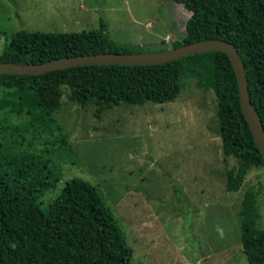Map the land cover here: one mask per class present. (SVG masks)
Here are the masks:
<instances>
[{
    "label": "trees",
    "instance_id": "16d2710c",
    "mask_svg": "<svg viewBox=\"0 0 264 264\" xmlns=\"http://www.w3.org/2000/svg\"><path fill=\"white\" fill-rule=\"evenodd\" d=\"M174 1L193 17L186 25V38L172 47L217 39L235 46L251 104L264 129V0ZM101 53H131L108 37L102 19L98 29L80 33L17 31L0 52V63L40 65ZM188 80L215 95L222 154L237 162L226 172L225 188L236 192L251 169L264 167V159L242 113L235 73L222 52L154 66H82L38 76L0 75V114L28 116L19 127L1 129L0 264H130L133 251L125 234L91 183L71 178L42 206V197L61 176L45 155L48 150L38 153L30 147L41 137L46 145L66 144L64 135L58 139L52 135L62 130L55 114L64 96L80 107L95 106L100 118L121 103L172 102L184 88L182 81ZM172 188L180 194L177 186ZM256 196L247 190L239 210L247 264H264V228H258Z\"/></svg>",
    "mask_w": 264,
    "mask_h": 264
},
{
    "label": "rangeland",
    "instance_id": "374dc122",
    "mask_svg": "<svg viewBox=\"0 0 264 264\" xmlns=\"http://www.w3.org/2000/svg\"><path fill=\"white\" fill-rule=\"evenodd\" d=\"M192 17L174 0H0V52L20 30L80 33L98 29L100 19L129 52H161L186 38ZM182 84L172 102L121 103L100 118L95 106L64 96L55 114L62 130L52 135H64L66 144L46 145L41 137L30 147L48 150L61 176L41 204L81 178L111 208L133 251L130 264H247L239 210L253 190L264 228V167L251 169L238 191H226V172L237 162L222 154L215 95L194 80ZM25 121L1 113L0 135Z\"/></svg>",
    "mask_w": 264,
    "mask_h": 264
},
{
    "label": "water",
    "instance_id": "95a60500",
    "mask_svg": "<svg viewBox=\"0 0 264 264\" xmlns=\"http://www.w3.org/2000/svg\"><path fill=\"white\" fill-rule=\"evenodd\" d=\"M207 52H222L228 57L237 79L242 113L252 133L255 144L264 159V129L260 117L251 104L242 60L235 46L224 40H203L153 53H101L74 56L52 60L40 65L0 63V75L38 76L57 70L82 66H154Z\"/></svg>",
    "mask_w": 264,
    "mask_h": 264
}]
</instances>
